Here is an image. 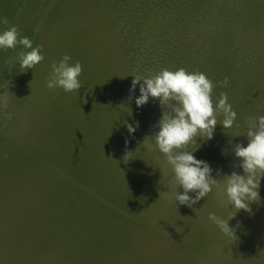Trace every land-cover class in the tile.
Listing matches in <instances>:
<instances>
[{
	"label": "water",
	"instance_id": "1",
	"mask_svg": "<svg viewBox=\"0 0 264 264\" xmlns=\"http://www.w3.org/2000/svg\"><path fill=\"white\" fill-rule=\"evenodd\" d=\"M7 1L9 4L6 8L0 1V14L6 12L8 18L27 21V24L30 22L31 27L39 29L41 34L37 40L32 36L29 38L34 46L42 45V54H48L53 61H41L34 69L24 72L20 71V67H15L12 81L9 79L6 82L8 75L2 74L0 68V82L6 84L12 107L17 106L20 111V124L12 129L24 128L22 133L16 131L11 139L0 144V153L2 147L10 148L8 146L17 144L40 149L39 155L25 153L26 157L18 163L10 152L8 158L0 159V173L5 171L8 181L10 171L3 166L9 165L23 171L35 168L38 171L34 178L32 176L33 179L45 175L44 171L54 176H49L51 183L59 179H66L67 182L77 179L86 183L85 179L97 184L90 186L91 189H102L108 195H120L118 197L124 201L130 197L132 202H138L115 211L112 204L100 203L96 197L82 190L70 189L68 193L62 190L55 195L53 204L43 205L42 211L46 213L44 220L29 222L24 234L32 232L34 236L51 226L58 234L67 227L70 236L74 234L76 239L64 236V242L48 248H57L52 252L57 259L64 255L63 249H70V257L74 258L72 264H111L109 261L114 258L118 264H193L173 250L161 247L148 232H155L168 245H175L178 241L166 231L167 220L173 215L184 223L188 212L194 215L196 225L199 221L203 226L217 228L204 219L206 214L197 213L196 210L200 208L207 215L215 212L225 219L236 210L231 205L225 206V197L215 188L197 202V206L190 208L175 202L171 196L175 189L169 183L172 176L163 154L150 151L143 145L146 137L158 131L163 110L159 100L151 97L147 104L136 105L135 99L140 91L139 84L134 92L130 91L134 79L132 74L150 75L164 67L171 70L184 67L190 72L206 73L214 83L228 77L227 87L216 84L213 100L218 101L221 93H227L240 127L234 124L232 128L225 129L222 123H218L213 138L197 137V144L189 145V150H195L193 154L196 158L211 166L213 178L222 179L233 171L243 175V169L239 167L241 161L232 149L236 143L248 144L246 135L237 136L246 131L247 118L264 115V3H258V0H221L217 5V0H173L170 1L172 10L164 14L169 16L168 21L159 24L141 19L143 16L131 11L135 7L123 18L121 12L124 8L113 21L117 25L110 21L108 29L103 17L108 14V4L113 0ZM157 1L145 0V5L155 10ZM112 7L117 14L116 5ZM221 17L225 18L223 23L235 22L239 30L247 28L248 33L239 30L232 33L227 28H221L220 24L212 27L214 20ZM101 23L105 24L106 29ZM4 27L0 24V29ZM154 30H158L156 35ZM249 33L256 37L245 39ZM158 34L160 37L157 38ZM143 49L150 52L146 54L148 59H129L131 51L143 52ZM105 52H108L109 58ZM64 54L72 57L71 63L80 61L82 64L83 71L79 77L82 86L79 91L65 92L62 88L49 89L46 86L51 63L59 61ZM135 65L141 68L140 73ZM39 103L43 104L38 106ZM218 119L222 120V117ZM125 121L136 127L134 133L128 131ZM128 151L133 152L134 158L125 163L123 157ZM105 153L109 155L106 159ZM42 154L51 162L47 170H44V166H47L44 161V166L39 163L38 168L31 166L35 160L41 162ZM54 167L61 168V173ZM20 177L24 179L22 175ZM129 183L134 184L131 187L133 194L125 197L127 191L124 189H130ZM78 191L81 197L75 198ZM178 191L183 192V189L178 188ZM259 194V202L250 205L251 212L241 209L229 221L233 228L241 224L242 228H246L245 233L237 236L234 242L231 238H225L221 244L212 247L211 256L214 258L207 254L208 250H201L198 246L197 251L189 250L193 257L200 259L194 264H264V178L260 182ZM189 195L194 197L195 193ZM4 196L9 201V208L15 201L10 203L11 194ZM16 204L17 207L13 204L17 209L16 214L12 215L22 223L32 212L19 213L20 210H31L30 207L37 206V203H29L22 197ZM0 209L2 211L3 208ZM155 210L159 213L154 217ZM127 212L132 217L127 218ZM58 214L65 215L64 220L56 219ZM47 215L50 219L45 222ZM60 223H63L61 227ZM248 223L251 226L249 229L246 226ZM139 236L147 240V246H141ZM75 253L78 255L75 256ZM55 259L46 264H53L57 261ZM31 260L35 264H45L34 256Z\"/></svg>",
	"mask_w": 264,
	"mask_h": 264
},
{
	"label": "clouds",
	"instance_id": "2",
	"mask_svg": "<svg viewBox=\"0 0 264 264\" xmlns=\"http://www.w3.org/2000/svg\"><path fill=\"white\" fill-rule=\"evenodd\" d=\"M0 24L7 26L0 31V49L17 50L21 46L16 51L21 72L34 69L44 60L42 45L34 46L32 39L22 36L18 26L11 24L7 17L0 18ZM71 61L72 57L64 54L59 61L51 63L46 80L49 89L79 91L82 86L79 80L83 71L82 64L80 61L74 64ZM132 75L134 79L130 91L134 92L137 84L140 91L135 99L136 105L147 104L151 97L159 100L163 110L157 125L158 131L146 137L143 145L150 151L163 154L172 176L169 183L175 189L171 196L175 202L191 208L207 197L214 188L217 189L225 197V206L231 205L236 211L230 213L227 219L210 212L208 219L234 242L237 237L229 221L241 209L251 212V203L260 200V182L264 178V115L247 118L246 131L237 136L246 135L248 144L244 146L243 143H236L233 146L232 151L240 159L239 167L244 174L233 171L222 179H216L211 174V166L206 161L197 159L193 154L195 150H189V145L197 144V137L213 138L218 123H222L225 129L232 128L234 124L237 128L240 127L237 113L229 103L227 93H221L218 101L213 100L216 84L227 87L229 78L225 77L223 81L214 83L206 73L190 72L184 67L176 70L164 67L150 75ZM129 99H132L131 95ZM128 109L131 114V109ZM125 123L130 133L136 131L132 124ZM132 153L126 152L123 157L125 163L134 158ZM178 188H182L183 192L178 191ZM189 193H195V196H190Z\"/></svg>",
	"mask_w": 264,
	"mask_h": 264
},
{
	"label": "bare ground",
	"instance_id": "3",
	"mask_svg": "<svg viewBox=\"0 0 264 264\" xmlns=\"http://www.w3.org/2000/svg\"><path fill=\"white\" fill-rule=\"evenodd\" d=\"M0 1L2 2L3 6L5 8L9 4V2L7 0H0ZM170 1H173V0H158L156 3L157 7L155 8V10H152L149 6L145 5L146 4L145 0H136V1H133V0H113L110 4H108V7L106 6L107 7L106 13L108 12L109 15L106 14L104 16L102 14L104 16L103 20L105 21V23L109 29V22L110 21H112L114 26L117 25L113 21H114V19L118 18L120 12L124 8H125L124 11L121 12V14H123L122 15L123 18L127 17V14H130V10L132 7H135V9L131 10V11H133L134 14H137L139 16H143L141 19H149V20H151L157 24L164 23V22L168 21V17H169L168 15H164V14L169 13L173 8V7H171L172 4L170 3ZM248 1H251V0H248ZM255 1H257V0H255ZM23 2H25V0H23ZM220 2H221V0H217L215 2V4L218 5ZM258 3L261 4L264 2L262 0H258ZM114 5H116V7H117V14L114 12V8L112 7ZM111 7H112V11H111ZM147 8H149V9H147ZM176 9L177 8L175 7V10ZM178 11H181V10H178ZM159 14H161V16L162 15L163 16L162 17L158 16ZM7 16H8V13H6V12L0 14V18L7 17ZM223 19H225V18L221 17V19H219V20L215 19L214 20L215 23H214V25H212V27H217L218 24H220L221 28H225V29L227 28V29L231 30L232 33L236 32L237 30L240 29V28H238L237 23H235V22L231 23L229 21H224L226 23H223L222 22ZM8 20L11 22V24L18 26L19 31H20L22 36H27V37L32 36V39L37 40V38L41 34L39 29L35 30L33 27H31L30 22L27 24V21H21V20L15 21V20L11 19V17L8 18ZM124 22H126V20ZM221 23H223V24H221ZM19 24L21 25V27ZM102 26L104 27V29H106L105 24H102ZM6 27L7 26L0 29V31H3ZM112 29H113V27H112ZM157 31L154 30L155 35L157 34ZM239 31H242L243 33H248L247 28H244V29L241 28V30H239ZM253 34H255V33H253ZM156 37L157 38L160 37V34H158ZM252 37L255 38L256 36H251V34L249 33V34H246L245 39L248 40ZM253 40H256V39H253ZM128 41H129V38H128ZM117 43H118V41H117ZM201 43H202V40H201ZM20 47L21 46H18L17 50L0 49L1 72H2V74L6 73L8 75L7 77H5V82L8 81L9 79H11V81H12V79L14 77L13 71L15 70V67H20L19 63L17 62V57H16V51H19ZM142 51L143 52H132V51L130 52L129 51L130 52L129 59L130 60L139 59L142 57L145 59H148L146 54H149L150 52H145L144 49ZM1 52H3V53H1ZM8 53H10V54H8ZM105 54H106L107 58H109L108 52H105ZM9 55H12V58H9ZM43 56H44L43 62L51 59V57L48 56V54H46V53H44ZM113 56L116 57L117 55L113 52ZM6 58H9L8 59L9 61ZM143 58H142V61H143ZM50 61H53V60H50ZM132 66H134V65H132ZM135 67H136V71L138 73H140L141 68L139 66H136V65H135ZM1 78L2 77H0V80H1ZM5 82L4 83L0 82V112L3 113V114H0V129L2 130V133H3L2 136H4L2 139H0V144L6 143L7 142L6 139H11L12 133H15L16 131H18L19 133H22V130L24 129V128H18L17 130L12 129L15 127V125L20 124V123H18L20 111L17 110V106L12 107V104H11L12 102L8 99L9 93L6 92ZM1 84H4V85L1 86ZM1 90H3V91L1 92ZM42 104L39 103L38 106L42 105ZM39 108L42 109V106H40ZM45 116L46 115L44 114V117ZM66 134L70 135V133H66ZM21 145L22 146H19L18 144H17V146H15V145L8 146L10 148L2 147V152L0 153V159H2V157L8 158V155L10 152L13 153L14 156L13 155H11V156L13 158H15V162H17V163L20 162L22 157H26L25 153H28V154L36 153L37 155H39V153H38L40 151L39 148L37 150V149H34L32 146L27 147V146H23V144H21ZM23 148H26V149L29 148L30 151L27 152ZM108 156H106L104 159H106ZM46 158H47V156L42 154L41 159H44L45 162L51 163V162H49V159L48 158L46 159ZM35 161H37V160H35ZM3 167L8 169V171H10V172H8L9 173L8 181L6 180L7 179L6 172L5 171L3 172L5 174V176H2L3 173H0L1 174L0 180L2 179L0 181V207L3 208L2 211H0V264H35L31 260V259H33V256L40 263L43 262L46 264L47 262H49V260H54L56 258L52 252L57 250L56 247L50 248V250L48 247H51L55 243L58 244V242H64L65 241L64 236H66V238H68V239L73 240V238L76 239V235L73 234V237H71L70 236L71 233H69L70 231L67 227L58 231V234H55V232H57V230L54 231L55 229L53 228V226L45 227L43 230H41L40 233L34 234V236H33L32 232L30 234L25 235L24 233H25V230L27 228V224L29 222H32L33 220H40V219L44 220L45 213L42 211L43 210L42 203L39 200L33 199V197L31 195L27 194L28 187L32 186L38 180V177L36 179H33L35 173L31 172L28 174H23L22 172H20V170H18L16 168H11L9 165L7 167L6 166H3ZM20 175H22L24 179H21ZM32 176H33V178H32ZM4 181H6L8 183V185L5 184ZM81 185H82V187L88 186V185H89V187L93 186V185L97 186V184L92 185L90 182L82 183ZM133 185H134L133 183H129L130 189H128V188L124 189V191H127V193L125 194V197L127 195L129 196V194H133V190L131 189V187ZM5 187H8V189H6ZM9 189H11V191H9ZM92 189L99 196V199H100L99 202L100 203H105V204L107 203V205H109V203L112 204V206H114V208H115V211L116 210H124L128 205H130V203L132 201L130 197H129V199H126L124 201L118 197L120 195H118V196L108 195V193H106L102 189H98V188H92ZM6 190H8V191H6ZM5 194L6 195L11 194L10 197L12 200L10 201V203H13L15 201L14 203H15L16 207H17L16 202L21 197L29 203H31V202H32V204L37 203V206H35L34 208L30 207L31 210L29 208H27V209H24L22 211L20 210V212H19V213L25 212L27 214H30L32 212L31 214H33V217L31 216V214L28 215L29 218L24 223L20 222L18 219L16 220V218L14 219L13 218L14 214L12 215V213H15L17 211V209L14 207V205H13L14 203L8 208L9 201L5 198L6 197V196H4ZM17 197H18V199L16 200ZM131 197H133V195H131ZM134 199H135V197H134ZM195 206H197V205H195ZM24 207L25 206H22V208H24ZM184 209H185V206H184ZM195 210H196V207H195ZM182 211L184 212V210H182ZM185 211H186V209H185ZM196 212L197 213L201 212L202 214H206L205 216H203L204 219H206L207 221H210L208 219L207 213L202 212L200 208H198L196 210ZM156 214H154V215H156ZM166 216L168 218V215H166ZM193 216L194 215H191L190 213L187 212V215H185L186 221L184 220V223H183L181 218H178L176 220V217L173 215L170 219L168 218L170 223L168 224L166 231L170 234L171 238H173V239L175 238L179 242L184 243L190 250L194 249L197 251V248L200 247L201 250L202 249H204L205 251L208 250L206 252L208 255L211 256V254L213 255L211 248L215 247L218 244H221L222 240L224 241L225 238H229V237L225 236L219 230L218 227L213 228V227H209V226L208 227L203 226L199 221H197L198 225H196L195 221L193 220ZM49 219H50V217L45 218V222L49 221ZM263 220H264V218H263ZM257 221H259V220H257ZM62 224L63 223L60 224V227L62 226ZM258 224H260V223H258ZM246 226H248V229L251 227L249 225V223ZM234 229H235V233H236V237H237V236L241 235L245 231L246 228H242L241 224H237V225H234ZM49 231H51V232H49ZM47 237H50V239H48ZM156 242L158 244H160L161 247H167L169 250H173L178 256L182 257L187 262H191L194 264V262L200 261V259H197L196 257L194 258L191 254H189V252L187 253V251H184V250H182V249H180L174 245H170V244L168 245V243L165 242L160 237H158ZM3 250H6V251L3 252ZM69 250L63 249L64 255L61 256L59 254V256H61V258H59V259L56 258L55 260H57V261L54 262L53 264H61V263L62 264H72V261L74 258L70 257ZM206 252L203 253V255L206 254ZM74 255L77 256L78 254L75 253ZM199 256L201 257V254H199ZM212 258H214V256ZM201 260H202V257H201ZM85 263L88 264V262H85ZM111 264H113V263L111 262Z\"/></svg>",
	"mask_w": 264,
	"mask_h": 264
},
{
	"label": "rangeland",
	"instance_id": "4",
	"mask_svg": "<svg viewBox=\"0 0 264 264\" xmlns=\"http://www.w3.org/2000/svg\"><path fill=\"white\" fill-rule=\"evenodd\" d=\"M2 130L0 129V139H2L4 136H2ZM19 146H22L21 144H18ZM24 150H26L27 152L28 151H30L29 150V148L28 149H26V148H23ZM30 153V152H29ZM109 153V152H108ZM106 155H107V153H105ZM108 156V155H107ZM104 157H106V156H104ZM24 157H22L21 158V160L23 159ZM20 160V161H21ZM43 161L45 162V160L44 159H41V162L40 161H35V163L34 164H31V166L32 167H36V166H38V163L39 164H41V165H43L44 166V164H43ZM45 164H47V166H44L45 167V169L44 170H47V168L49 169L50 168V164L51 163H48V162H45ZM61 164V163H60ZM53 165V164H52ZM36 168H38V167H36ZM54 168H56V170L57 171H59V173H61V171H62V169L61 168H57V167H54ZM38 170L37 169H35V168H33V169H31V171L30 170H26V171H23V170H20V172H22L23 174H28V173H31V172H33V173H35V172H37ZM43 174H45V175H43L42 177H38V180L32 185V186H30V187H28V189H27V194H29V195H31L32 197H33V199H36V200H39L41 203H42V205H47L48 203L51 205V204H53L55 201H54V198H55V195H58V192H60V191H62V190H65L67 193H68V191L70 192L71 190L70 189H79V190H82L83 192H85L87 195H90L91 197H96L97 199V201H100V199H99V196L93 191V189H91V188H89V185L88 186H84V187H82V183L81 182H78L77 181V179L76 180H74V181H68L67 182V180L65 179V180H63V179H59V181H57V180H55V182L54 183H51L49 180H50V175H52V174H48V173H46V171H44L43 172ZM51 177H53L54 178V176L52 175ZM78 179H81L80 177H78ZM84 181L85 182H90L92 185H93V183H92V181H87V180H85L84 179ZM66 183H68V185H66ZM46 184H50V186H46ZM94 186V185H93ZM47 192H49V193H47ZM76 195H77V197H75V198H78V197H81V195H80V191H78L77 193H76ZM135 200V199H134ZM133 200V201H134ZM75 202V201H74ZM136 203H138L137 202V200L136 201H134V202H132L131 201V203H130V205L132 206L133 204L135 205ZM130 205H128L127 207H129ZM126 207V208H127ZM46 210V209H45ZM50 211V210H49ZM156 211V213L158 214L159 212L157 211V210H155ZM66 212V209L64 208L63 209V213H65ZM126 214V217L128 218H130V217H132L131 216V214H129V212H127V213H125ZM156 214V215H157ZM45 215H46V213H45ZM156 215H154V217L156 216ZM48 217H50V216H46V218H48ZM53 217H55V216H53ZM165 217V216H164ZM65 218V215H63V214H58L57 215V217H56V219H59V221L60 220H63ZM155 219V218H154ZM157 219H158V216H157ZM159 220V219H158ZM168 222L166 223V225L168 226V224L170 223V221L169 220H167ZM61 224V223H60ZM167 226H166V229H167ZM114 230L116 231V228L114 227ZM149 233V235L155 240V241H157V239H158V236L155 234V232H148ZM146 235V234H145ZM146 237H147V235H146ZM142 237L141 236H139V240H141V246H147V240H145V239H141ZM174 240H177V239H175L174 238ZM165 241V240H164ZM178 241V240H177ZM136 242V241H135ZM137 243V242H136ZM110 246H111V244H110ZM174 246H176V247H178V248H180V249H182V250H184V251H187V252H189V248L184 244V243H182V242H177ZM112 247V246H111ZM114 250H116L115 248H114ZM191 251V250H190ZM116 254V253H115ZM190 254V253H189ZM195 258V257H194ZM109 262H112L113 264H118V261H117V259H115L114 258V260L113 261H109Z\"/></svg>",
	"mask_w": 264,
	"mask_h": 264
}]
</instances>
